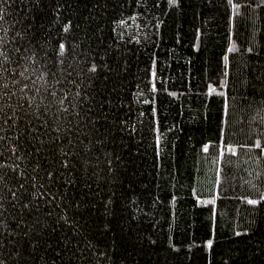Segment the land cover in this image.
Wrapping results in <instances>:
<instances>
[{"label": "trees", "instance_id": "1", "mask_svg": "<svg viewBox=\"0 0 264 264\" xmlns=\"http://www.w3.org/2000/svg\"><path fill=\"white\" fill-rule=\"evenodd\" d=\"M0 264H264V0H0Z\"/></svg>", "mask_w": 264, "mask_h": 264}, {"label": "snow or ice", "instance_id": "2", "mask_svg": "<svg viewBox=\"0 0 264 264\" xmlns=\"http://www.w3.org/2000/svg\"><path fill=\"white\" fill-rule=\"evenodd\" d=\"M249 203H252V201H249Z\"/></svg>", "mask_w": 264, "mask_h": 264}]
</instances>
